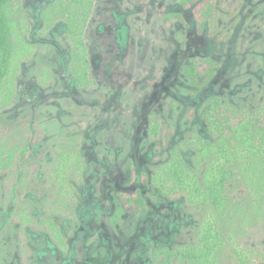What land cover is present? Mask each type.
I'll return each instance as SVG.
<instances>
[{
	"label": "rangeland",
	"instance_id": "1",
	"mask_svg": "<svg viewBox=\"0 0 264 264\" xmlns=\"http://www.w3.org/2000/svg\"><path fill=\"white\" fill-rule=\"evenodd\" d=\"M55 1L9 6L14 57L0 85V264H151L156 249L195 244L202 213L139 177L152 176L174 148L194 168L187 142L194 134L212 140L202 116L209 98L250 112L263 103L264 0H215L213 36L197 29L193 7L179 0H95L84 33L87 88L70 73L63 22L42 21ZM170 13L183 22L166 25ZM193 55L219 65L196 97L184 70ZM62 152L65 197L55 175ZM134 189L146 209L124 210L113 224L117 193ZM238 244L252 250L246 264H264V220ZM222 264L242 263L225 249Z\"/></svg>",
	"mask_w": 264,
	"mask_h": 264
},
{
	"label": "trees",
	"instance_id": "2",
	"mask_svg": "<svg viewBox=\"0 0 264 264\" xmlns=\"http://www.w3.org/2000/svg\"><path fill=\"white\" fill-rule=\"evenodd\" d=\"M12 1L0 0V85L8 77L14 57V30L9 18ZM94 2L56 0L42 15L47 27L63 22L64 37L71 50L70 73L75 85L83 88L91 85L84 33ZM179 4L184 9L193 7L197 29L214 35L215 0H179ZM165 22L172 25L183 20L179 13H170ZM188 61L184 70L191 87L189 94L196 97L214 79L219 65L208 56L193 55ZM202 116L212 140L197 134L188 140L194 153L193 169L174 148L167 162L158 166L152 176L141 174L139 177L141 181H150L159 196L173 200L182 198L189 208L202 213L196 243L156 249L151 252V264H222L225 249L246 264L252 250L240 247L238 238L264 220V101L250 112L211 97L205 102ZM157 132L154 125L150 135L156 138ZM66 167L67 156L62 152L55 175L64 197L69 190L65 188L63 176ZM134 177L137 179V174ZM240 190L242 194L238 193ZM117 194L121 207L112 216L113 224L124 210L141 211L147 207L138 189ZM43 226L61 248L55 226L49 221H44Z\"/></svg>",
	"mask_w": 264,
	"mask_h": 264
}]
</instances>
